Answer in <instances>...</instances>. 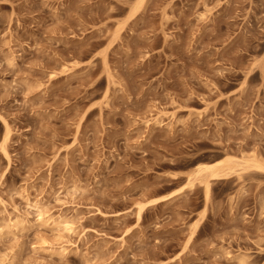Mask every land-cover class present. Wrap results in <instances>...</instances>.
Masks as SVG:
<instances>
[{
  "label": "rangeland",
  "instance_id": "rangeland-1",
  "mask_svg": "<svg viewBox=\"0 0 264 264\" xmlns=\"http://www.w3.org/2000/svg\"><path fill=\"white\" fill-rule=\"evenodd\" d=\"M138 1L0 0V264H264V0Z\"/></svg>",
  "mask_w": 264,
  "mask_h": 264
},
{
  "label": "bare ground",
  "instance_id": "bare-ground-1",
  "mask_svg": "<svg viewBox=\"0 0 264 264\" xmlns=\"http://www.w3.org/2000/svg\"><path fill=\"white\" fill-rule=\"evenodd\" d=\"M144 0H139L136 7H135V11H137L139 8H141V6L143 5ZM8 130L5 133V139L8 138ZM217 165L216 162L215 163H204L203 166L200 169V172L202 171H206V172H210L211 175H214V173L216 172ZM206 194L208 196V181L206 180ZM142 209V206H141Z\"/></svg>",
  "mask_w": 264,
  "mask_h": 264
}]
</instances>
